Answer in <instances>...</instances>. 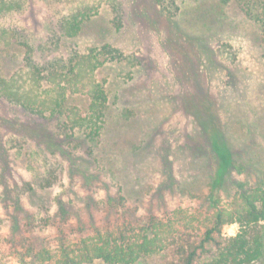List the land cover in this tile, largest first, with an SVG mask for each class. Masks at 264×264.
Returning a JSON list of instances; mask_svg holds the SVG:
<instances>
[{"label":"rangeland","instance_id":"1","mask_svg":"<svg viewBox=\"0 0 264 264\" xmlns=\"http://www.w3.org/2000/svg\"><path fill=\"white\" fill-rule=\"evenodd\" d=\"M173 1L176 8L159 10L148 7L149 0H123L135 21L127 19L119 32L111 28L106 2L95 3V17L78 40L80 50L94 41L110 42L134 60L107 64L96 73L109 104L96 151L101 157L89 163L58 156L52 189L23 194L18 201L16 191L28 174L6 141L9 120L26 116L0 102V125L7 131L0 128L1 142L9 151L0 155V264H37L34 256L41 250L54 253L61 244L74 246L107 232L132 236L151 219L172 228L202 229L217 208L229 207L241 190L261 180L264 42L259 28L233 2ZM49 14L38 4L15 22L40 37ZM19 61L0 52V71L12 76ZM83 93L75 91L73 106H86ZM216 123L246 170L231 171L211 198L214 165L200 129L213 141ZM259 229L264 236V222ZM237 230L225 226L223 233ZM135 264L160 260L154 256ZM252 264H264V257Z\"/></svg>","mask_w":264,"mask_h":264},{"label":"trees","instance_id":"2","mask_svg":"<svg viewBox=\"0 0 264 264\" xmlns=\"http://www.w3.org/2000/svg\"><path fill=\"white\" fill-rule=\"evenodd\" d=\"M97 1L106 2L115 32L126 26L127 19L135 21L123 0H0V52L8 54L13 63L20 59L12 76L0 71V102L6 103L15 115L26 116V120L18 117L9 120L10 136L6 141L28 174V180L16 191L18 201L23 194L54 187L61 166L55 164L58 156L64 154L68 159H84L89 163L93 156L94 161L101 157L96 151L109 120V104L107 92L95 75L107 64H130L134 57L129 59L110 42L94 41L80 50L78 40L95 17ZM219 1L233 2L256 24L264 42V0ZM149 2L151 9L175 7L173 0ZM38 4L50 11L40 37L15 22ZM79 89L86 100L82 109L72 105L76 99L73 94ZM205 114L199 113L203 121ZM0 128L6 131L4 126ZM200 130L214 165L209 178L212 198L231 171L242 172L246 168L236 163L217 123L213 141L202 127ZM2 134L0 131V155L9 152L1 142ZM4 171L5 168L1 175ZM261 222H264V172L261 180L249 191L241 190L229 207L217 208L202 229L189 225L172 228L170 223L169 226L151 219L132 236H126L125 231L107 232L74 246L61 244L54 253L41 250L34 259L37 264L48 261L92 264L95 260L104 264H135L155 256L160 264H252L264 257ZM230 225H237V232L224 234L223 228Z\"/></svg>","mask_w":264,"mask_h":264}]
</instances>
